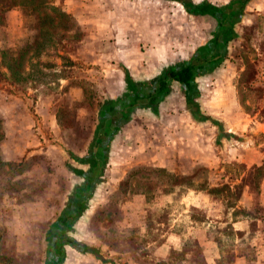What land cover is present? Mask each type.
<instances>
[{
	"label": "crops",
	"instance_id": "0c3cea01",
	"mask_svg": "<svg viewBox=\"0 0 264 264\" xmlns=\"http://www.w3.org/2000/svg\"><path fill=\"white\" fill-rule=\"evenodd\" d=\"M51 2L52 7L76 24L73 28L65 25L67 28L73 31L78 28L89 30L90 36L85 41L82 38L80 43L103 45L102 52L92 53L94 64H98L96 66H101L100 60L106 57L122 61L120 67L104 66L106 74L101 73L108 77L114 76L117 81L125 83V70L132 77L139 70V73L146 75L141 82H148L158 77L169 65L202 56L219 59V62L197 76L189 95L182 85L171 84L170 92L157 106L156 112L145 108L143 105L146 106V103L140 101L131 110H127L125 102L123 108L115 106L119 113H126L124 120L119 114L108 119L98 115L93 126L91 152L86 155L87 151L83 148L75 159L65 160L66 184L76 183L65 191V197L60 198L58 206L55 200L59 197L53 196V192L50 197L47 196L48 201H38L30 196L19 198L17 196L20 195L10 192L21 176H26L25 172L29 176V170L22 175L18 170L25 163L36 160L33 157L36 154L35 144L38 140L44 143V138L38 137L36 133L38 119L36 112L31 109L33 102H22L24 114L17 116L15 110L11 109V116H6L7 105L1 100L0 229L6 225V214L10 211L12 225L18 227L19 219L24 220L32 238L38 235L44 237L46 247L42 264L52 257L50 251L54 244L49 242V236L62 232L60 220L70 224L64 233L73 241L71 245H60L63 251L61 264H75L77 261L78 264H84L89 257L99 261L100 257L94 249H98L97 242H101L102 250L108 253L105 258L113 259L115 264L122 253H126L125 264H195L188 252L180 260L174 258L176 252H182L192 242L199 247L202 264H264V177L255 191L245 182L248 171H264V121L251 117L254 125L251 131L254 133L244 134L242 130L248 125L245 114L238 111L232 113L237 116L232 121H229L231 115L226 114L240 104V90L236 87L235 76H240L244 70L238 62L235 67L231 62L233 42L242 34V30L253 26L256 19L264 20V0ZM199 8H203L201 12ZM5 40L11 42L8 48L13 47L12 39ZM255 75L258 81L264 78V69L260 68ZM59 81L66 84L67 79L60 78ZM204 88L205 92L208 88L209 95L203 93ZM69 90L72 91V88ZM174 95L182 98L184 113L182 117L172 118L175 135L169 139L171 141L165 144L162 138H149L145 134L134 139L136 135L126 125L133 124L138 118L141 123L144 121L143 117H137L138 112L160 115L161 108L174 111L171 107L176 106V103L166 102ZM207 97L209 100L205 102ZM201 104L211 114H215L218 121L221 120L226 128L223 134L215 124L212 127L217 131L215 135L207 131V126L204 127V122L208 120L198 116ZM117 124L120 128L115 131ZM181 125H186L183 132H176V128ZM249 135L256 140L250 143ZM132 140L135 142L130 145ZM138 141L139 146L135 147ZM21 146H24L22 150ZM92 154H98L99 157L95 164ZM179 161L188 162L192 171L198 167L211 173L227 172L230 163H237L239 172L233 179L222 177L225 181L215 185L211 184L210 179L204 186L198 185L194 177L185 183L180 181ZM145 171L151 173L152 195L135 192L130 196L128 192L118 204L122 217L118 222L113 220L114 228L118 229L116 234L124 236V243L110 241L112 234H109L108 240L101 239L102 235L97 237L90 225L96 212L112 199L110 194L105 195L103 186L117 180V184L121 183L126 173L133 174L134 180L142 179ZM165 180L167 184L162 182ZM26 184L30 187L31 180L27 179ZM55 184L56 181L52 180L50 188ZM218 187H225L220 196L213 190ZM86 189L88 193L84 198ZM228 193L232 199H229ZM134 200L141 208L136 213L128 210ZM164 208L170 210L167 218L152 222L151 211L163 216ZM199 212L200 215L196 214ZM134 218L137 220V235L141 239L138 247L128 239ZM38 227L41 229L38 230ZM87 236L93 238L87 239ZM129 242H132L131 246ZM84 246L90 251L83 253ZM87 262L91 261L88 259Z\"/></svg>",
	"mask_w": 264,
	"mask_h": 264
},
{
	"label": "rangeland",
	"instance_id": "374dc122",
	"mask_svg": "<svg viewBox=\"0 0 264 264\" xmlns=\"http://www.w3.org/2000/svg\"><path fill=\"white\" fill-rule=\"evenodd\" d=\"M6 7L7 4L0 5V9H6L3 16L0 18V47H7L11 42H7L5 39H12L14 41L13 47L10 46L6 50H9L12 56L16 57L27 45H30L35 40L39 16L36 11L28 8H13L7 10ZM18 12L21 14L19 15ZM54 15L55 17L57 16L56 18L60 16L58 13ZM59 22L69 28H73L74 25H76L69 17H63ZM75 31L78 33L75 35L76 37H72V45L70 44V46L64 47L65 52H62L63 49L60 47L55 54L50 50L49 57H44L42 55L43 53H41L42 51L40 52V50H37V52H39L38 56L41 58L42 62L50 63V65L54 67L45 71V73H47L46 76L38 77V82L32 84L30 80H25L12 84L9 81H4V79L0 80V101L4 100L7 105L6 116H11V109L12 111L15 110L17 116L24 114L25 108L22 102L30 104L33 102L31 109L36 112L35 116H37L38 119L36 133H38V137L44 138V143L37 138L38 142L35 144L36 154L33 156L36 160L25 163L24 167L21 166L18 170V172H21V175L26 170H29V176H27L25 172L24 174L26 176H21L19 182L10 189L11 193L20 195L17 196L19 198L30 196L31 198H36L38 201H48L50 193L53 192V196L59 197V199L55 200V204L58 206L60 204V198L65 197V191L70 190L76 183L70 182L66 184V172H64L66 166L65 160H71V158L75 159V156H77L83 148L87 151L86 155L91 152L93 146V126L98 119L100 105L106 101H116L118 102L117 105L123 108L124 102L126 105L128 104V101L124 99L126 96L130 95V92L127 90L125 83L117 81V79L115 80L114 76L108 77L103 75L106 74L104 73V66L113 65L115 67H120V65H123L122 61L111 60L106 57L100 60L101 66H96L98 64H94L95 61L93 60L92 53L102 52L103 45L80 43L82 38H84L85 41V39L90 36V32L89 30L82 31V28L75 29ZM242 31V34L233 42L234 46L231 51L232 58L230 59L234 67L237 65V62L243 67L244 70L240 76H235V81L237 84L236 87L240 88L241 85H244V87L242 91L240 90V93L238 92L240 104L226 114L231 115L229 121H232L237 119V116L232 113L236 111L244 113L248 125L242 132L244 134H252L254 132L251 131V128L253 129L254 125L251 117L262 122L264 121V78L258 81V77L255 75L260 68L264 69V20L256 19L253 26L247 27L246 30ZM53 35V41H60L63 38V35L57 31H55ZM62 45H65L64 41H62ZM47 53L48 51H46V55ZM54 55H64L63 57L66 60L61 61ZM66 61H70L69 66H67L68 64ZM62 66H64V68H62ZM0 70L3 73L6 72L4 68ZM136 73L137 75L134 74V79L136 81H142V79L144 80L146 78V75L139 73V70L136 71ZM60 78L67 79L66 84L59 81ZM252 79L254 80L249 85L247 80ZM69 88H72V91H70ZM172 90L174 89L172 88ZM206 90L205 92L204 88L203 93L209 95L208 88H206ZM209 97L205 99V102L209 100ZM181 100L182 98L176 95L167 99L166 102L176 103V106L171 107L174 111H170L168 108H161L160 115L151 112H138L137 117H143L144 121L141 123L138 118L133 124L129 123L126 125L129 127V131L134 132L136 135L134 139L140 138L139 135L141 134H145L148 135L149 138H151V136H157L158 138H162L165 144L169 143L171 141L169 139L172 138V135H175L174 124L171 123L174 120H172V118L182 117L184 113V109L181 107ZM42 101L43 104L41 105ZM36 102L39 103L38 107L36 106ZM177 104H180V106ZM198 114V116L205 117V119L208 120L204 122V127L207 126V131H211L215 135L217 131L212 129L213 124L221 129L222 134L226 131L223 123L220 122L221 120L218 121L219 118L215 114H211L209 110H206L202 104L201 112ZM111 116L112 115H107L106 119ZM185 126L186 125H181L179 128L177 127L176 132H183V127ZM187 129L189 128L187 127ZM141 131L143 133H141ZM248 140L252 143L256 139L249 135ZM139 141L136 142V146L134 145L135 147L139 146ZM134 142L135 140H132L130 145ZM23 144L26 146L24 142ZM24 146H21V150ZM43 150L45 151L42 152ZM68 152L69 154L67 156ZM53 164L56 166H52ZM60 164L63 165V167L60 166ZM177 165L180 169V181L187 183L192 181L194 177L198 185L202 186L205 185L208 179H210L211 184L215 185L221 181H225V178L222 177L227 176L226 179H228V177L233 179L239 172L237 163L228 164L229 167L227 172L215 173L206 172L198 167L192 171L191 166H189V163L186 161H179ZM123 174L124 173H122V175ZM150 174V172L145 171L142 174V179L134 180L133 174L126 173L125 178L121 183L118 182V184V180L116 182L107 183V178L104 177L107 184L103 186L102 190L106 192L105 195L110 194L109 197L112 199H109V201L103 204V207L96 212L95 218L90 225L91 230L97 233V237L102 235L100 237L101 239L108 240L109 234H112L113 237L109 239L110 241L114 243H124V241H122L124 236L119 237L116 234L118 229L116 230V228H114L115 225L113 222V220H117L118 222L122 217L121 206L118 204L120 201L124 200L128 192L130 196L135 192H141L147 196L152 195ZM263 177L264 171L251 170L246 173L245 182L250 185L252 191H255L259 186V181ZM27 179L31 180L30 187L26 184ZM52 180L56 181V184L50 188ZM162 182L164 184L168 183L167 180ZM6 184H9V182ZM134 184L136 187H133ZM213 190L217 196H220V194L225 191V187L213 188ZM228 197L232 199L229 193ZM128 210L136 213L141 210L140 204L134 200L130 203ZM153 211L150 213L152 222L159 219H166L167 213H169L170 210L168 211L164 208L165 212L163 213H165V215L163 216ZM196 214L200 215L201 212ZM11 216V211L6 214V225L0 229V257L7 258L10 264H42L44 260L43 250L46 247L44 237L38 235L32 238V236L28 234L29 231L24 220L19 219L20 223L17 227L11 224ZM111 217H113V219H111ZM136 225L137 220L134 218L131 236H129L128 239H131V241L135 243V246L138 247L137 245L141 244V239L137 235ZM40 229L41 228L38 227V230ZM89 238L92 239L93 237L87 236V239ZM128 244L131 246L132 242ZM190 244L191 245H186L188 247L183 249L182 252H176L177 254L175 253L174 258L180 260L184 258V256L186 257V253L188 252L195 264H202L198 254L199 247L193 242ZM96 245L98 249H100L99 251L96 247H93L97 251L96 255L100 257V259H98L99 261L92 259L93 257H87L91 262H87V259L84 264H115L113 263V259L105 258L108 253L106 250H102L103 244L97 242ZM119 254L120 252H118L117 255ZM125 254L126 253H122V257L119 256V258H117L119 261L116 264L127 263L124 261L126 257ZM75 264H78V261ZM80 264L83 263L81 262Z\"/></svg>",
	"mask_w": 264,
	"mask_h": 264
},
{
	"label": "trees",
	"instance_id": "16d2710c",
	"mask_svg": "<svg viewBox=\"0 0 264 264\" xmlns=\"http://www.w3.org/2000/svg\"><path fill=\"white\" fill-rule=\"evenodd\" d=\"M7 4V10L13 8H28L34 10L38 13V28L36 31L35 40L30 45H27L24 50L17 54L16 57H13L8 47H0V69L4 68L5 73L0 70V80L9 81L12 84H16L21 81L30 80L32 84L38 82V77L46 76V70L52 68L53 66L50 63L42 62L41 58L38 56L37 50H40L44 57H49L50 50L53 54L57 51L58 48H62L65 52L64 47L72 45V37L78 32L73 31L72 29L67 28L59 22L63 19L64 15L60 11L52 7L51 0H0V5ZM199 12L203 8H199ZM6 9H0V18L3 16ZM58 13L60 16L55 17L54 14ZM61 18V19H60ZM57 31L63 35V38L58 41H53V33ZM64 41L65 45H62ZM78 41V40H77ZM46 51H48L46 55ZM41 55V54H40ZM57 56L61 61H65L64 55ZM36 59V60H35ZM219 62V59L214 60V58L208 59L207 57L202 56L201 58L182 62L179 64L169 65L163 69L162 73L155 77L154 79L148 82L136 81L127 70H125V83L127 90L130 92V95L126 96L124 100L128 101L126 105L127 110H131L137 105L140 101H144L146 106L145 108H150L152 111L156 112L157 106L162 102L164 97L170 92V86L173 83L182 85L188 91V95L192 92L193 87L195 86V79L197 76L206 71V68L215 67ZM70 65V61H66ZM54 68V67H53ZM64 68V66H62ZM38 80V81H37ZM252 80H247L249 85L253 82ZM10 83V84H11ZM247 83V84H248ZM244 85L238 89L242 91ZM126 101V102H127ZM120 103V102H119ZM112 101L104 102L99 109L100 118L106 117L107 115H112L115 117L117 114L123 117V120L126 117V113H119V109H116V105ZM116 114V115H115ZM119 123V122H118ZM115 131H117L120 126L117 124ZM92 159L95 162L99 161L98 154L91 155ZM88 190L84 192V198L87 197ZM63 230L61 233L53 234L49 236V242L51 241L54 244L53 249L50 251V258L46 259V264H61L63 259V251L60 248L62 243L73 244V241L70 237L65 236L64 229L68 230L70 224H66L64 221H61ZM55 227V226H54ZM58 231V230H56ZM86 246L82 252H89ZM0 264H10V261L5 257H0Z\"/></svg>",
	"mask_w": 264,
	"mask_h": 264
}]
</instances>
